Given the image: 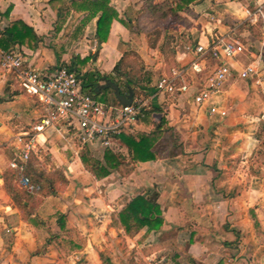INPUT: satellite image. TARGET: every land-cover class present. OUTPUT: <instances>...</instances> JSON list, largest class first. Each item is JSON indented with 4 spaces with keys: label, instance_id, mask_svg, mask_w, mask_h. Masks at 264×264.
<instances>
[{
    "label": "crops",
    "instance_id": "obj_1",
    "mask_svg": "<svg viewBox=\"0 0 264 264\" xmlns=\"http://www.w3.org/2000/svg\"><path fill=\"white\" fill-rule=\"evenodd\" d=\"M48 1L0 0V31L22 21L40 38L35 50L11 49L20 53L24 66L44 75L68 66L80 73L96 70L113 76L123 56L119 43L124 42L152 75L146 77L149 81L142 77L145 83L131 84L123 96L147 98L153 110L125 134L172 129L181 148L172 158L133 163L116 138L111 148L121 153L130 171H111L96 180L82 166L80 156L86 148L78 149L73 132L59 125L45 129L36 133L30 157L45 173L59 170L66 184L58 183L60 189L27 214L28 203L22 200L19 207L7 191L10 182L20 187V176L9 163L15 157V139L31 133L45 111L13 74L0 69V264H130L131 253L138 264H264V8L253 12L255 0H195L163 33L173 45L174 63L167 67L159 62L157 49L146 47L144 33L132 32L134 14L139 15L132 0H110L119 18L132 27L114 21L107 41L99 45L94 19L83 23L84 15L73 11L57 19ZM215 38L238 41L245 51L229 59L207 52L201 73L184 74L185 93L155 91L160 76L186 68L197 46L209 48ZM84 59L88 61L82 65ZM222 63L231 75L211 103L196 106L194 93ZM249 64L258 68V83L237 75ZM211 104L226 116L209 114ZM154 194L163 219L158 231L144 228L128 236L116 228L118 212L132 198ZM59 215L64 216V229L58 225ZM53 236L66 254H59L50 242Z\"/></svg>",
    "mask_w": 264,
    "mask_h": 264
},
{
    "label": "trees",
    "instance_id": "obj_2",
    "mask_svg": "<svg viewBox=\"0 0 264 264\" xmlns=\"http://www.w3.org/2000/svg\"><path fill=\"white\" fill-rule=\"evenodd\" d=\"M195 0H165L159 4L153 0H144L141 6V12L152 20L158 18L173 17L176 21L181 20L180 12L188 11V6ZM48 6L55 14L57 19L62 13L70 11L78 14H83V23H87L91 19L95 20L94 37L98 44L105 43L108 39L110 27L114 21L126 29H131L129 20L119 18L116 10L111 6L110 0H49ZM11 11L9 6L4 15L7 17ZM141 14V15H142ZM40 42L33 28L26 25L22 21H14L9 23L2 31H0V50L3 52H11L14 46L25 47L29 50H35ZM148 46L156 49L155 43L148 41ZM157 49H159L157 47ZM88 59L81 61L84 65ZM122 58L113 68L114 75H100L97 72L80 73L73 69L78 79L81 80L82 90L88 89L87 94L98 99L102 89L111 91L112 102L106 105L117 106L118 101L115 97L113 86L117 87L119 94L123 96L131 84L138 85L142 80L140 76H121L120 65ZM116 77L118 78H115ZM123 80V83L118 80ZM145 81H149L145 77ZM102 82V85L99 83ZM120 88H124L121 91ZM105 104V103H104ZM153 110H150L151 113ZM147 113V114H148ZM120 142L127 148L129 157L133 163L155 161L159 157H174L181 148L178 144V139L172 129L158 128L156 131L148 135H134L131 133L122 134L117 137ZM86 150V149H85ZM178 151V152H176ZM83 165L88 166L90 173L96 180H101L110 175L111 171L128 173L130 168L124 163V158L119 151L105 149L102 159L98 160L89 156V152H83L80 156ZM23 176L29 178L30 186L33 187L31 192L25 188H15L11 182L7 185V191L13 199H16L19 207H22V200H25L28 205L25 209L27 214H31L35 205H38L41 199L52 195L58 183L64 187L66 181L59 170L51 173H45L35 167V163L31 157L25 164ZM8 177L6 178V181ZM38 188V189H36ZM30 204V206H29ZM23 208H25L23 206ZM58 225L61 229L65 228L64 216H58ZM163 225L162 213L160 205L157 202V195L149 197L138 195L132 198L117 214L115 221L116 228L122 229L126 235L132 236L146 228L148 231H158ZM56 246L59 254L64 255L66 252L61 250L58 244V237L53 236L50 240Z\"/></svg>",
    "mask_w": 264,
    "mask_h": 264
},
{
    "label": "built area",
    "instance_id": "obj_3",
    "mask_svg": "<svg viewBox=\"0 0 264 264\" xmlns=\"http://www.w3.org/2000/svg\"><path fill=\"white\" fill-rule=\"evenodd\" d=\"M264 8V0H255L253 12L259 13ZM247 13H250L247 10ZM245 47L235 40L215 38L209 48L197 46L196 57L184 69H171L169 74L158 78L154 88L157 93L174 96L185 93L188 86L184 77L188 71L201 73L204 70V55L208 52L214 58L229 59L237 57ZM0 69L11 73L30 96L36 98L43 106L45 114L32 127L31 133H25L15 139V157L9 168L20 176L19 184L28 192L33 190L29 178L22 176L25 164L34 151L36 133L56 125L73 131L79 150L99 147L110 149L116 138L125 134L150 110L149 100L140 96L132 98L130 105H106L83 92L81 80L68 66H62L53 73L44 75L37 70L24 66L19 52H0ZM231 75L230 67L224 63L215 66L206 76L201 87L194 93L192 102L198 107L211 103L214 95L219 93L224 81ZM237 75L243 80L259 82V72L255 64H249L239 70ZM209 114L225 117L224 110H218L212 104ZM38 189V188H36Z\"/></svg>",
    "mask_w": 264,
    "mask_h": 264
},
{
    "label": "rangeland",
    "instance_id": "obj_4",
    "mask_svg": "<svg viewBox=\"0 0 264 264\" xmlns=\"http://www.w3.org/2000/svg\"><path fill=\"white\" fill-rule=\"evenodd\" d=\"M165 0H153L154 3H161ZM144 0H132V3L134 4V6L139 7V15L134 14L133 20L135 21V24L132 25L133 26V31L135 34L136 33H144L145 35V44L146 47H148V41L155 43L156 49L157 47L159 49H157L159 51L160 55V61L161 65H165V66H170L174 63L173 60V56L171 53V48L173 47V45L171 43H169L165 37H164V31L166 29H170L171 25H173L174 23H177V21L173 18V17H167V18H158L157 20H152L150 18H148L147 16L143 15L142 13H140L141 11V6L143 4ZM142 14V15H141ZM142 17L140 18L141 20H138V17ZM135 43H139L140 45V41L135 40ZM245 45V44H244ZM92 49L94 51H96L97 49L95 48V45L93 46L92 44ZM119 47L121 48V50H123V56L122 58V62L120 65V71H121V76L123 77L128 76V77H133V76H140L141 78L144 76L147 77L149 75H152V72L148 69H145L144 67V61L142 59L139 58L138 54L134 52L133 49H130L124 42H120L119 43ZM94 53V52H93ZM88 72H97L95 71H88ZM152 77V76H151ZM115 78L116 77L115 75ZM145 80V79H144ZM144 80L142 82H144ZM118 82L123 83V80H118ZM145 83V82H144ZM97 101L101 102V103H105V104H109L112 102V94L111 91H108L107 89H102L99 98L97 99ZM73 132V131H71ZM98 150V151H97ZM89 152V156L95 158V159H100V157H102L104 150L99 148V147H92V148H86V150H84L83 152ZM82 152V153H83ZM45 163H49V158L45 157L44 158ZM83 168H85L87 171L89 170L88 166L83 165ZM76 238H78L76 236ZM130 253V252H129ZM133 255V253L130 254V258H129V263L130 264H138L135 263V261H133V259H131V256Z\"/></svg>",
    "mask_w": 264,
    "mask_h": 264
},
{
    "label": "water",
    "instance_id": "obj_5",
    "mask_svg": "<svg viewBox=\"0 0 264 264\" xmlns=\"http://www.w3.org/2000/svg\"><path fill=\"white\" fill-rule=\"evenodd\" d=\"M113 89H114L115 97H116L117 101L120 103V105H122V106L130 105V103L132 101V94L131 93H129V95L127 97H124V96L119 94V90L117 87L113 86Z\"/></svg>",
    "mask_w": 264,
    "mask_h": 264
}]
</instances>
